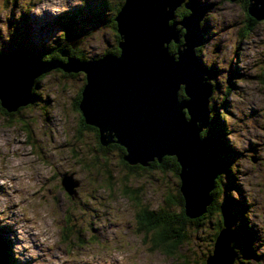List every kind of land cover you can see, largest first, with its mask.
Wrapping results in <instances>:
<instances>
[{
	"label": "rangeland",
	"instance_id": "obj_1",
	"mask_svg": "<svg viewBox=\"0 0 264 264\" xmlns=\"http://www.w3.org/2000/svg\"><path fill=\"white\" fill-rule=\"evenodd\" d=\"M87 1L81 7L78 3L74 5L73 0H68L70 11L60 15L68 14L66 17L69 22L65 23L67 25L71 24L70 21H74L73 25L76 27L72 32L77 36L74 41L78 40L76 46L79 47L80 53L83 52L89 59L111 54L108 51H114L110 48L117 42L114 29L112 26L104 25L100 20H95L96 16L92 17L93 14H90L88 9V4L90 7H97L96 5H101L102 0ZM118 1L110 0V3L116 5ZM198 1L200 3V0ZM205 1L208 3V0ZM227 5V17L217 20L210 13L223 11L225 0H212L208 3L209 13L205 14L206 20L203 26L206 42L200 47L199 52L204 65L208 64L210 66L207 68H214V71L210 70L211 73L207 76L213 92L210 103L206 106L210 109L212 105L213 112L218 110L217 127L223 128L221 130L223 141L222 139L219 141L225 144H227L224 140L225 133H238L236 126L243 125L244 131L249 132V124L245 121H250L255 126L258 111L251 107L252 101L229 100V95L246 96L248 93L245 89H252L259 97H264V87H262L264 86V53L260 51L264 46V39H260L264 34V21L249 31L243 4L239 1L227 0ZM29 6L30 0H3V7L9 11V27L14 29L15 34L9 41L0 39L1 52L32 55L13 50L18 47L31 49L30 46L37 47L39 51L42 46H46L45 50H47L48 46L55 44V40L62 35L56 22L60 15L45 11L41 18H37L28 13ZM81 8H83L82 14L77 12ZM199 8L206 9L201 4ZM17 14L20 15V19L16 18ZM114 14L112 9L107 12L111 17ZM175 18L176 21L178 17ZM80 35L84 37L79 39ZM209 45L211 52L207 53L205 60V52ZM66 52L68 53L69 49ZM253 52L256 53L255 56L252 55ZM225 54L231 57V60H226ZM67 55L71 56L70 53ZM218 62L220 64L227 62L229 66L226 69L218 67ZM81 71L47 72L45 76L39 77L40 81L35 89L36 101L33 104L21 105L20 107H27L11 116H3L0 112V133H2L0 166H3L4 159H7V167L22 174L19 179L24 187L17 191L29 201L28 210L34 213L35 222L38 226L52 231L60 240L56 248L62 255H87L94 251H103L104 246L112 245L127 247L133 254L144 251L158 255L161 264H202L206 254L213 251L211 239L214 230L209 228L212 217L207 219L206 228L199 230L192 228L187 241L175 248V253L171 255L154 247L151 235H147L144 240L145 232L138 229L137 207L134 206V201L124 195V188L135 190L143 205L157 209L166 204L165 196L176 193L179 178L171 172L164 173L159 169L141 170L137 168L140 164H130L135 172H128L121 163L120 152L114 147L107 149V153L92 152V146L97 143V138L93 131H82L83 133L79 134V114L73 107L71 109V101L75 102L77 92L85 81V73ZM241 104H244V108L240 107ZM233 107L242 113L245 108L249 111L246 115H242L241 119H237L231 110ZM232 121H235L236 126L232 125ZM247 144L248 147L245 149L247 157H250L251 163L256 165L255 169L249 168L248 172L242 175L249 192L245 193L243 185L237 179V174L232 170L230 176L224 174L219 183L222 184L220 186L222 191L230 192L231 195L233 191L240 194V199L237 201L246 205L248 208L246 212L264 206V165L258 163L264 159L258 154L264 152V144L255 143L251 136L247 139ZM244 155L237 151L223 155L225 167L229 168L230 163H235L237 158H243ZM239 167L240 165L237 164V169ZM65 181L76 188V196L69 195L65 190L62 185ZM2 190L3 186H0V191ZM53 202L55 208L52 207ZM232 210L237 218L241 219L237 207L234 206ZM22 215L23 213L20 214ZM5 219H16L17 223L19 222L16 214ZM235 222L236 220L232 218L231 226ZM249 223L251 222L247 218V224ZM243 229L250 231L249 240L247 234L243 233V235L247 238L246 242H250L251 245H245L244 237H238L233 242L232 245L237 250L234 264H264V252L259 251L264 241L254 244L261 240L258 228L255 225L252 227L244 225L237 230H241L242 233ZM0 232L8 239L9 236L15 238L16 225L5 224L0 228ZM13 242L20 241L18 238L10 240L8 251ZM34 246L40 248L42 255L39 259L42 260L46 250L43 246L35 244ZM53 258L58 259L55 256ZM11 264L17 262L12 261ZM23 264H32V258H28ZM63 264H94V262L64 260Z\"/></svg>",
	"mask_w": 264,
	"mask_h": 264
},
{
	"label": "water",
	"instance_id": "obj_2",
	"mask_svg": "<svg viewBox=\"0 0 264 264\" xmlns=\"http://www.w3.org/2000/svg\"><path fill=\"white\" fill-rule=\"evenodd\" d=\"M199 4L198 0H125L115 17L122 38L118 56L79 61L66 49L60 50L65 61L25 54L0 56L2 107L12 112L29 104L34 82L49 71L82 70L86 84L79 107L85 121L100 130L101 143L116 142L125 148L123 158L129 164L147 166L175 156L186 213L189 218L201 216L212 202L211 191L222 167L213 136L199 138L210 124L206 105L213 92L207 80L210 69L197 54L204 44L201 23L207 11ZM181 5L189 13L175 21ZM248 13L264 20V0H250ZM181 40L176 53H170L168 45ZM182 87L186 97L180 100ZM62 185L69 195H77L69 182ZM237 237L223 209V227L206 264H234L237 251L232 244ZM9 257L8 244L0 234V264H10Z\"/></svg>",
	"mask_w": 264,
	"mask_h": 264
},
{
	"label": "trees",
	"instance_id": "obj_3",
	"mask_svg": "<svg viewBox=\"0 0 264 264\" xmlns=\"http://www.w3.org/2000/svg\"><path fill=\"white\" fill-rule=\"evenodd\" d=\"M125 0H119V4L117 3L116 5H113L110 3V0H102L101 5H96L97 7H90V4L88 9L90 10V14H93L92 17H94V15L96 16L95 20H100L102 23H104V25H108V26H112V28L114 29L115 33H116V37H117V42L115 43V46L112 48L114 51H108L111 54L114 55H120L121 54V49L119 46V43L121 41V35L118 31L117 28V21L115 19L117 13L119 12L121 6L124 4ZM239 1L241 4H243V10L245 11L246 14V25H247V29L249 31H252L255 26H257L260 22L264 21H258L256 19H254L253 17H251L248 13V6L250 3V0H236ZM88 2V1H87ZM83 8L77 10L78 13L83 12L82 10ZM114 10L115 14L111 17V15H107V12H109L110 10ZM98 10V11H97ZM189 13V10L186 9L185 7H181L176 11V15L179 19H182L183 17H185L187 14ZM107 15V16H106ZM84 16V15H83ZM59 21H61V25L64 27V29L66 30H72L74 27H76L75 25H73L72 23L74 21H70L71 24L67 25L65 24L66 22H69V20H67V17L65 15H62L59 19ZM202 24V23H201ZM71 25V26H70ZM202 27V25H201ZM203 28V27H202ZM184 31L182 30L181 33H183ZM70 37V36H69ZM69 37L67 40V37H65L64 34L61 35L60 38L57 39V46H53V45H49L48 49L45 50V47H41L40 51L38 49H36V47L30 46L31 49L26 48H22V47H18L16 50H13L14 52H22V53H26V54H32L31 56H39L42 59H51V58H61V55L59 54V50L61 48V45H67L69 44ZM71 38V37H70ZM76 37L73 36V38L71 39H75ZM60 39H62V41H60ZM183 40H181L180 43H172L169 45V49H170V53H176L178 47L181 45ZM19 49V50H18ZM200 47L197 49V54L199 56V52H200ZM18 50V51H17ZM13 52V53H14ZM5 54H12L10 52L8 53H4L0 51V56L5 55ZM71 56H73L76 60L82 61V60H87L89 59V57H87L83 52H78V53H74L71 54ZM200 57V56H199ZM92 59V58H91ZM211 71H214V68L209 67ZM57 71H61L64 72L62 70L57 69ZM46 74H43L41 77L45 76ZM40 78L36 79L35 81V85L33 87V92H32V97H31V102L29 104H27V106H30V104H33L36 101V92L35 89L37 88V85L39 84ZM86 84V75H85V83L84 85H82V87L80 88V90L78 91V97L76 100V107L75 110L76 112L79 114V134H81L82 131H93V133L95 134L94 136H96L97 138V143L94 144L92 146V152L93 153H107L106 150L107 149H111L110 147H114L116 149H118V151L120 152V157H121V163L125 166L124 168L128 171V172H135L133 170V166H131L124 158L123 156L126 154V150L125 148H123L121 145H119L116 142H113L111 144L108 145H103L101 143V134H100V130L91 124H88L85 121V118L83 116L82 111L80 110V103L82 100V96H83V90H84V86ZM36 86V87H35ZM179 99L181 100L182 98H185V94H184V90L183 87L180 89L179 93ZM27 106H22L20 108H18L17 111L15 112H8L7 110H5L1 103H0V112L1 115L3 116H11L13 115V113L16 112H20L21 109L27 107ZM212 107V105H211ZM210 107V114H211V121H210V127L208 126V128H204L201 131V136L203 137H208V135H212L215 139V143H216V154L218 157V160L221 164L222 167V173L218 176L217 181L215 182V187L212 189L211 191V195H212V202L209 204V206L207 207V211L202 214L201 216L197 217V218H189V216L186 213V208H185V200L184 197L180 191V177H179V172H180V165L177 162V158L175 156H165L163 157L162 161H152L149 163V165L147 166H143V165H137L139 169L141 170H145V169H159L164 173H172L174 174L177 178H179L177 184H176V193L175 194H168L166 197V204L160 208L154 209V208H149L147 205H143L140 202V197L139 195H137L135 190H130L129 188L125 187L124 188V195L127 196L129 199H131L132 201L135 202L134 206L137 207V211H136V218H137V223H139V230L144 231L145 232V238L144 240L147 238V235H151L150 237L152 238L154 247H157V249H160L162 252L171 255V253H175V248H177L178 246L182 245L183 243H185L189 237V231L194 228L196 230L202 229V228H206L207 226L205 225L207 222L208 218L212 217V220L210 222V229L214 230L213 236H212V246H214V242L218 236V233L220 232V229L222 228V223H223V209H225L227 211V213L229 214V217L234 218V220H237V215L233 212L232 208L234 206L237 207L239 213L241 214V223H242V228L244 227V225L248 226L247 224V217L244 216V213H246V211L248 210V208L246 207V205H243V203L235 200L232 198V195L230 192H224L222 191V187H220L222 184L220 183V180H222L223 175H228L230 176L231 174V169L225 167L224 164V160H223V155H229V154H233L235 151L233 148L227 146V144H225L223 141V134L221 132V130L223 128H218V110L214 111L212 110V108ZM18 112V113H19ZM188 115V113H187ZM223 116V114H222ZM83 133V132H82ZM219 139H222V141H219ZM135 166V165H134ZM110 183H112L110 181ZM223 199L222 201L220 199ZM232 210V211H231ZM212 225V226H211ZM233 228V227H232ZM238 233V237H244V234H247V238L249 240L250 236V231L243 229L242 233L241 230H236ZM1 234V232H0ZM65 238V237H64ZM245 238V237H244ZM244 240L245 245L250 246V242H246V239ZM7 244H8V248H9V242L10 240L8 238H6ZM66 239V238H65ZM213 248V247H212ZM10 253V252H9ZM212 253L209 251L205 258H204V262L202 264H206V260L207 257ZM10 262V261H9ZM11 264V262H10Z\"/></svg>",
	"mask_w": 264,
	"mask_h": 264
},
{
	"label": "clouds",
	"instance_id": "obj_4",
	"mask_svg": "<svg viewBox=\"0 0 264 264\" xmlns=\"http://www.w3.org/2000/svg\"><path fill=\"white\" fill-rule=\"evenodd\" d=\"M211 2L212 0H208V3ZM77 3L81 7H83L87 3V0H73L74 5ZM227 8V0H225L223 11L213 12L210 14L215 19L222 20L228 15ZM27 11L32 16L41 18L45 11H48L53 15H60L69 12L70 8L68 6V0H30V6ZM8 16L9 11L8 9L3 7V0H0V39H2L3 41H9L15 34L14 29H11L9 27ZM16 18L20 19V15L17 14ZM260 39H264V34L261 35ZM0 49H2V45H0ZM260 51L264 53V46L260 48ZM210 52L211 45L208 46L205 52V60H207V53ZM59 54L61 55L60 52ZM252 55L255 56L256 53L253 52ZM225 58L226 60H231V57H229L227 54H225ZM57 59H62L65 61L66 58L61 55V58ZM213 59H216V57H213ZM205 66L208 67L210 65L206 64ZM217 66L226 69L229 65L227 62L223 64H220L218 62ZM186 82L188 83V81ZM245 92H247L248 95L233 97L230 94L229 100L245 102L252 101L251 107L258 110L256 125H252L250 121H245V123L249 124V132H245L243 125L236 126L235 121H232V125L238 128V133L226 132L224 140L227 143V146L233 148L237 152L245 154L243 158H237L236 162L230 163L228 167L237 174L238 181L243 185L245 193H248L249 188L248 185L244 183L242 175L244 173H247L249 168L255 169L256 165L251 163V159L250 157H247L245 149H247L248 147L247 139L250 136L254 139L255 143L264 144V130H262L264 129V97H259L252 89H245ZM191 101L192 96L191 100L188 102ZM240 107L244 108V104H241ZM231 110L233 111L237 119H241L242 115H246L249 111V109L245 108L244 113H242L235 107H233ZM208 119L209 122L212 119L210 113ZM208 126L210 127V124ZM0 135H2V133H0ZM199 138L203 140L206 137L201 136ZM5 152H7V149H5ZM258 154L261 158H264V152H259ZM258 163L264 165V159H261L260 161H258ZM237 164L240 165L239 169H237ZM73 167L77 166L73 165ZM21 175L22 174L20 172L7 167V159H4L3 166H0V186H3V190L0 191V228H3L5 224H15L17 235L15 238L9 236V239L15 240L18 238L20 241L19 243L13 242L10 246V262L15 261L17 262V264H23L25 260H27L28 258H32V264H63L64 260H88L93 261L94 264H126L127 257V264H161L158 255L145 253L144 251H139L133 254L127 247L120 248L113 247L112 245H106L104 246L103 251L98 250L87 255H62L61 252L56 248V245L60 243V240L56 236H54L52 231H50L49 229L38 226V224L35 222L34 213L28 210L29 201L26 200V197L24 195L17 191L18 189L24 187L22 181L19 179ZM13 177H16V179H13ZM189 195L191 197L192 193L190 192ZM232 198L235 200H239L240 194L236 191H233ZM13 205H15V207H13ZM52 207L55 208L54 202L52 204ZM21 213H23L22 216H20ZM14 214L19 217L18 223L16 219H5L6 217H13ZM244 216H246L251 222L248 226L252 227L253 225H255L260 232L261 240L254 242V244L264 241V206L253 208L250 211L244 213ZM232 227L233 230H237L238 228H240L241 219L237 218ZM34 244L43 246V248L46 250L43 253L42 260L39 259V257H41L42 255V252L40 248L35 247ZM259 251L264 252V243H261ZM54 256L58 257V259H54Z\"/></svg>",
	"mask_w": 264,
	"mask_h": 264
},
{
	"label": "flooded vegetation",
	"instance_id": "obj_5",
	"mask_svg": "<svg viewBox=\"0 0 264 264\" xmlns=\"http://www.w3.org/2000/svg\"><path fill=\"white\" fill-rule=\"evenodd\" d=\"M118 4H119V1L117 2ZM116 3V4H117ZM200 4L201 5H204L205 6V8H206V10H208V8H210L209 6H208V3L205 1V0H200ZM94 7V6H93ZM184 7V6H183ZM181 8V7H180ZM98 11V10H97ZM111 11V10H110ZM114 11V10H113ZM209 12L207 11L206 12V15L208 14ZM205 20H206V17L203 19V21H202V27L204 26V22H205ZM202 31H203V34H204V37H205V39H204V44H205V42H206V35H205V31H204V27L202 28ZM80 39H82L83 37H79ZM170 44H172V43H170ZM169 44V45H170ZM203 44V45H204ZM54 45H56V43L54 44ZM114 46H115V44H114ZM113 46V47H114ZM77 46H75L74 48H72L71 46H70V43L69 44H67V45H61V48L60 49H68L69 48V53H70V55L71 54H74V53H78V52H80V50L78 49V47L76 48ZM112 47V48H113ZM112 48H110V49H112ZM66 60V59H65ZM84 78V77H83ZM84 83H85V81H84ZM84 85V84H83ZM77 97H78V92H77V95H76V97H75V102L73 103V101H71V109H72V107L74 108V110H75V107H76V100H77ZM74 99V98H73ZM75 112H76V110H75ZM77 113V112H76ZM78 114V113H77ZM105 146V145H104Z\"/></svg>",
	"mask_w": 264,
	"mask_h": 264
},
{
	"label": "bare ground",
	"instance_id": "obj_6",
	"mask_svg": "<svg viewBox=\"0 0 264 264\" xmlns=\"http://www.w3.org/2000/svg\"><path fill=\"white\" fill-rule=\"evenodd\" d=\"M33 57H34V56H33ZM37 57H39V56H36V58H37ZM39 58H40V57H39ZM207 128H208V127H207ZM214 140H215V139H214ZM216 156H217V154H216ZM222 227H223V223H222Z\"/></svg>",
	"mask_w": 264,
	"mask_h": 264
}]
</instances>
